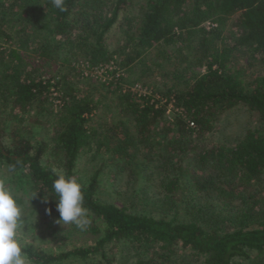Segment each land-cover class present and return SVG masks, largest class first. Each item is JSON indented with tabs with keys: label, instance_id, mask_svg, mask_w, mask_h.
<instances>
[{
	"label": "trees",
	"instance_id": "16d2710c",
	"mask_svg": "<svg viewBox=\"0 0 264 264\" xmlns=\"http://www.w3.org/2000/svg\"><path fill=\"white\" fill-rule=\"evenodd\" d=\"M65 3L67 10L60 12L51 0H0V57L8 49L11 59L9 64L0 62V110L7 112L6 118H0V165L7 170L14 167L13 173L23 177L31 191L40 192L33 203L45 197L50 199L48 215L56 218L52 182L59 173L74 176L84 186V206L89 209L91 220L89 232L101 238L93 246L64 253L24 244L32 264H86L90 260L95 264H113L114 255L120 251L136 252L152 245L157 246L155 251L164 254L157 260L132 255L129 264L170 261L175 264L177 257L183 261L191 258L189 263L196 259L195 264L254 263L251 254L261 263L264 255V0H65ZM228 23L236 26L237 34L232 35V45H223L220 43ZM114 30L122 36L116 50L107 45L108 35ZM188 39L194 43L195 56L191 64L184 62L181 75H177L184 88L172 87L163 94L183 114L175 120V129L174 126L171 129L176 138L169 137L165 143L149 135L163 115L159 101L149 97L137 99L130 92L119 97L118 107L124 116L114 124L119 136L112 130L102 142L98 139L99 132L90 125L100 111L99 99L94 100L91 94H79L73 78L71 81L63 78L61 82H53L54 77L44 79L41 72L44 64L38 61H61L69 66L71 73L76 65L73 61L84 62L90 69L117 62L121 72L116 80L119 89L125 72L140 63L145 52L167 49L176 53L179 61L183 48L176 46ZM241 48L249 54L245 68L257 67L248 76L236 67L234 51L241 53ZM23 53L27 55L25 58ZM196 68H201L200 72ZM78 73L79 78L88 79L82 71ZM58 85L60 97L56 100L60 104L53 115L54 111L43 104L50 100V90ZM33 106L38 109L31 123L37 131L44 125L51 127L48 140L38 137L39 134L31 137L22 128L25 120L20 115ZM236 109L256 115L243 137L231 144L218 140L215 145L208 143L202 148L220 116ZM128 118L132 123L125 121ZM133 129L136 132L130 137ZM102 147L104 154L117 161L121 171L127 172L128 180L133 177L136 182H142L143 186L135 184L141 186L143 195L149 193L151 183L157 182L154 185L158 192L154 195L166 203L164 214H147L136 208L134 202L118 205L102 200L96 174L88 182L76 176L79 158L99 153ZM145 150L151 154L157 152L149 163L158 161L164 174L161 178L144 173L149 163L141 166L139 160L146 157ZM194 166L208 169L207 176L202 179L193 176ZM141 174L144 178H139ZM187 181L190 189L185 192ZM117 191L116 196H120L121 192ZM137 193L139 190L135 189L131 197ZM187 194L192 198H186ZM202 196H209L212 203L205 207L210 217L199 220L196 213H203ZM181 197L184 199L177 201ZM194 200L197 202L193 204ZM174 204L191 205L194 219L178 217ZM186 210L187 206L185 215ZM97 222L102 228L97 227Z\"/></svg>",
	"mask_w": 264,
	"mask_h": 264
},
{
	"label": "rangeland",
	"instance_id": "374dc122",
	"mask_svg": "<svg viewBox=\"0 0 264 264\" xmlns=\"http://www.w3.org/2000/svg\"><path fill=\"white\" fill-rule=\"evenodd\" d=\"M130 15H134V13H131ZM236 29V26H234L232 23H228L223 36V41H221L220 44L232 45V43L230 42L231 40H233V33L235 35L237 34ZM120 39H122V36L117 30L110 32L107 38V45L109 49L116 50L117 48H119L121 45ZM176 47L183 48V56L179 61L176 58L177 54H172V52L167 49H165L164 51L148 50L147 52H145L142 61L135 67H132L127 72L122 69L125 74L123 77L124 79L119 83V89L116 88V80L120 72L116 64L117 62L109 63L104 67L98 66L90 69L84 62L83 64L80 63L81 61H73V63H75L76 65H74V69L72 70L73 72L71 73L69 72V66L67 64H63L61 61H54L52 63H48L47 61L43 63L42 60L38 61L41 62L42 65L44 64V68L41 71L43 73L42 76L44 79L54 77L53 82H61L63 78H67L69 81H71V78H73L74 83H77L79 94H91L94 100L99 99L100 111L93 118V121L90 123V125L99 132L98 139L101 138V141L103 140L106 133H108L109 135V132L111 133L112 130H115V122H118L122 117H124L121 113L120 108L118 107V103L120 102L119 97L130 92L133 93L137 99L149 97L156 101H159L158 106L163 108V115L159 118V120L155 124L156 127L150 132L149 135L153 138V140H156L159 143H165L169 137L174 136L173 138H176L177 135L175 134V131H172L171 133V129H173V126L175 129V120H178L179 116L183 117V114L180 113L179 109L175 107L173 100H169L168 96H163V94L170 92V89L172 87H177V89L184 88L183 81H181L177 75H181L184 68L183 66L185 64L184 62L186 61L187 64H191L195 56L193 49L194 43L191 39L177 44ZM22 56L23 58H25L27 55L23 53ZM234 56L237 61L236 67L243 71L244 76H248L249 74L254 73L255 70H257V67H255L256 69L245 68L249 61V54L244 49L241 48V53H238V51L235 50ZM30 58H33V56H31ZM119 59L120 58H117L118 61ZM10 60L9 50L7 49L3 58L0 57V62L4 61L6 64H9ZM33 63L36 65L39 64L37 63V61H34ZM178 63H180L179 66H177ZM200 69L196 68L195 71L200 72ZM78 70L82 71L84 75L88 76V79L85 80L79 78ZM182 75L186 78L189 77L188 74L183 73ZM102 83L105 86L102 87ZM59 88V85L57 86V89L52 88L50 90L52 91L50 100H48V102H44L45 104H43L44 108L46 107L54 111L53 115H55L59 110L58 105L60 104V101L56 100L60 97L58 91ZM37 109L38 107L33 106L26 113L20 115V117L25 120L24 124H22V128L24 129V131H27L29 135H31V137L35 134H39L40 136L38 137H44L48 140L50 138L51 127H49L48 125H44L37 131L35 126L32 124V120L34 121V119H36L35 117L37 115ZM6 116L7 112L0 110V118H6ZM44 119H46V116L44 117ZM126 120H129L130 122L132 121L129 118L125 119V121ZM255 120L256 115L251 114L244 109H236L232 112L224 114L222 117L220 116L218 122L215 123L216 126L214 131L207 137H205V142L201 144L202 148H204L206 144L208 145V143H212L213 145H215L216 143H218V140L228 142L229 144L234 143L237 140L239 141L245 134L246 130L253 125ZM186 123H188L187 120ZM166 127H168V133L165 131ZM124 131L125 130H123V132ZM115 132H117L119 136V129H116ZM135 132L136 129L130 131V137H133L132 135H134ZM184 139L186 138L183 137V140ZM184 143H186V141H184ZM104 152V147H102L99 153L84 154L81 158H79L75 170L76 176L82 182H88V179L96 174V181L98 184L97 189L99 197L102 200L111 201L118 205L127 202H134L136 208L147 212V214H164V209L167 208L166 203H164V201L160 199L158 195H154L158 192L157 187L154 185L157 184V182L154 181L153 183H151V187L147 190L149 191V193L143 195L139 188L143 186L142 182L140 180L136 182V179H133V177L128 180V175L126 174L127 172L121 171V167L117 165V161L114 162L112 161V158L109 159V156L105 155ZM143 152H147V150ZM155 154H157L156 151H154L152 154L147 152L146 157L139 160L140 165L142 166L143 163H149V159L152 158ZM158 165V161L149 163L148 169H146L144 173H153L159 175V177L161 178L163 169L160 165ZM136 166H138V164H136ZM191 170L193 171L192 175L196 176L198 179L205 178V176H207L208 174V169H199L194 166ZM139 178L144 177L141 174ZM0 179H6L8 181L14 195L17 198V201L22 206V232L20 239L23 245L32 244L52 253H64L75 248L93 246L101 238V235H95L89 232L90 225L87 227V229L81 230L73 224H56L55 221L57 218L45 213V209L49 208L50 206V199H47L48 203H44L43 200L34 203L32 201L29 202V193L31 191V187L25 182L26 180L16 173H10L2 165H0ZM135 182L137 184L140 183L141 186L136 185ZM188 186L189 185L187 181V184L185 185V192L190 189L188 188ZM135 189L139 190V193L135 194L134 197H131L133 196V192ZM117 190L121 192L120 196H116ZM187 197L192 198V195L187 194L186 198ZM182 199L184 198H178L177 201ZM196 202L197 200H194L193 204ZM201 203L204 206L202 211L203 213L196 214H198L199 220L208 219L210 215L209 212L207 213L205 207H209V204L212 203L210 202L209 196H202ZM185 206H187V215H185L184 213ZM174 207L176 208V215L178 217L182 218V216H184V219L187 220L194 219L195 210L191 208V205L174 204ZM206 213L207 215L205 216ZM96 225L98 228H102L101 223L97 222ZM156 247L153 245L149 247H143L136 252L128 250L120 251V253H116L114 255L115 261L113 264H129L131 261L128 260H132V255H142V257L144 258L153 257L155 260H157L158 256L164 254V251H155ZM250 256V259L254 260V263L247 261L238 262L236 264H264V255H262V258H260L262 259L261 263L257 261L258 257L256 255L251 254ZM160 260L162 262L165 259ZM189 260L192 259L186 258L183 261L182 258L177 257L175 264H188ZM95 263V261L90 260L86 264ZM195 263L196 259H193V262L189 264ZM165 264H174V261L165 262Z\"/></svg>",
	"mask_w": 264,
	"mask_h": 264
},
{
	"label": "clouds",
	"instance_id": "9594fccd",
	"mask_svg": "<svg viewBox=\"0 0 264 264\" xmlns=\"http://www.w3.org/2000/svg\"><path fill=\"white\" fill-rule=\"evenodd\" d=\"M51 3L60 12L67 10L65 0H51ZM8 171L14 172L15 168L9 167ZM83 187L74 176H66L63 173L57 175L52 182L55 211L58 213L56 224H73L81 230L90 225L89 209L84 206ZM38 193V190L30 191L29 202L36 198ZM43 202L48 203L47 197ZM22 212V206L8 181L0 179V264H32L20 239ZM45 213L50 214L51 209L46 208Z\"/></svg>",
	"mask_w": 264,
	"mask_h": 264
},
{
	"label": "built area",
	"instance_id": "2783aa9c",
	"mask_svg": "<svg viewBox=\"0 0 264 264\" xmlns=\"http://www.w3.org/2000/svg\"><path fill=\"white\" fill-rule=\"evenodd\" d=\"M207 26L209 27L210 25L208 24Z\"/></svg>",
	"mask_w": 264,
	"mask_h": 264
}]
</instances>
